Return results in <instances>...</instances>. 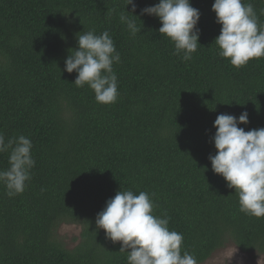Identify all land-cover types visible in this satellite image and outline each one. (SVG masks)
Instances as JSON below:
<instances>
[{
    "label": "trees",
    "instance_id": "obj_1",
    "mask_svg": "<svg viewBox=\"0 0 264 264\" xmlns=\"http://www.w3.org/2000/svg\"><path fill=\"white\" fill-rule=\"evenodd\" d=\"M133 2L135 12L127 0H0V133L6 143L29 138L35 160L22 194L9 197L0 184V264H128L95 223L120 190L148 193L197 264L231 244L264 257V218L240 211L209 160L218 115L247 112L238 127L264 128V57L232 66L215 44L214 0H190L201 46L184 61L159 19L141 14L159 0ZM242 3L264 26V0ZM121 13L137 24L135 36ZM87 31H107L120 54L114 104L98 103L64 70ZM8 160L0 154V171ZM64 224L82 226L72 249L58 235Z\"/></svg>",
    "mask_w": 264,
    "mask_h": 264
},
{
    "label": "clouds",
    "instance_id": "obj_2",
    "mask_svg": "<svg viewBox=\"0 0 264 264\" xmlns=\"http://www.w3.org/2000/svg\"><path fill=\"white\" fill-rule=\"evenodd\" d=\"M127 5L135 12L133 0H127ZM212 11L216 22L222 25L215 40L221 57L236 68L264 57V26L259 24L252 4H244L242 0H214ZM141 14L157 17L162 25L159 33L174 43V54L182 53L184 61L192 59L200 45L197 28L200 12L191 6L190 0H159ZM120 20L133 36L140 31L135 21L124 13ZM77 40L78 50L70 52L64 70L77 73L74 84L87 85L98 103H116L119 92L113 64L119 63L121 57L113 39L107 31L100 35L87 31L78 34ZM248 123L247 112L238 118L218 115L213 125L216 154L209 160L212 171L224 178L228 188L235 189L240 211L264 218V128L246 132L238 127ZM32 148L31 140L24 135L10 138L6 143L0 133V154L9 153V167L0 171V184L5 186L9 197L22 194L31 179L35 166ZM154 207L148 193L141 191L137 195L131 190H120L106 202L95 223L109 240L121 243L120 252L127 253L128 264H197L193 255L181 251L183 235L169 230V219L154 215Z\"/></svg>",
    "mask_w": 264,
    "mask_h": 264
},
{
    "label": "rangeland",
    "instance_id": "obj_3",
    "mask_svg": "<svg viewBox=\"0 0 264 264\" xmlns=\"http://www.w3.org/2000/svg\"><path fill=\"white\" fill-rule=\"evenodd\" d=\"M82 234L79 224H64L58 230V235L69 249L76 247ZM203 264H264V257L258 254L243 253L234 245L216 252Z\"/></svg>",
    "mask_w": 264,
    "mask_h": 264
}]
</instances>
